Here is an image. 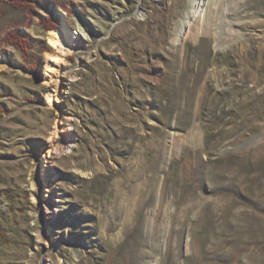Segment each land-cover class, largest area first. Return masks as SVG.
Wrapping results in <instances>:
<instances>
[{"label":"rangeland","instance_id":"rangeland-1","mask_svg":"<svg viewBox=\"0 0 264 264\" xmlns=\"http://www.w3.org/2000/svg\"><path fill=\"white\" fill-rule=\"evenodd\" d=\"M190 2L0 0V264H264V0H213L172 46Z\"/></svg>","mask_w":264,"mask_h":264},{"label":"bare ground","instance_id":"bare-ground-1","mask_svg":"<svg viewBox=\"0 0 264 264\" xmlns=\"http://www.w3.org/2000/svg\"><path fill=\"white\" fill-rule=\"evenodd\" d=\"M190 1H191L190 10L187 13H185L186 15L179 26L178 33L170 41V44L172 46H176L177 44L182 43L183 39H185L186 36H188L191 32L196 33L198 29L199 31L202 30L203 24L200 25V23L203 22L207 8L210 6L211 3H213L212 2L213 0H190ZM63 16L64 14L62 13V17ZM63 21L61 22L59 28L50 30L49 33H47L48 42L51 44L54 51V53L52 54L51 53L46 54V59H45L47 66L45 73L49 75L50 82L55 80L53 77L54 74L59 75V73H61L63 70V67L61 66V64L64 62L63 55L70 52L73 49L72 47L77 45L76 42L77 37L75 39L73 38V35H71L70 31L67 29L65 22ZM5 61L6 60L4 58L0 57V68L3 67ZM59 88H60L59 81L58 80L54 81V88L48 93V98H47V100L50 103L52 100H54L53 99L55 98L54 96L58 95ZM58 97L59 96H57V98ZM54 128L55 129L53 133L55 135L57 133V128H58L57 125H55ZM67 138L68 136L66 138H63L64 139L63 142H59V143L52 140L49 146L47 147V149L44 150L45 153H47L48 156L55 155L56 153L59 154L60 151H62V149L68 147ZM34 189H35L34 195H36L37 188ZM52 212L53 211H48L47 213H52Z\"/></svg>","mask_w":264,"mask_h":264},{"label":"trees","instance_id":"trees-1","mask_svg":"<svg viewBox=\"0 0 264 264\" xmlns=\"http://www.w3.org/2000/svg\"><path fill=\"white\" fill-rule=\"evenodd\" d=\"M34 1V0H22V2ZM27 6V5H26ZM40 23L44 30L55 28L58 25V18H40ZM5 45L13 46L18 50L22 56V59L26 61L30 66H36L38 56L45 52L47 48L41 40L32 37L19 28H13L8 30L3 39ZM9 237L8 231L0 224V245L13 242Z\"/></svg>","mask_w":264,"mask_h":264}]
</instances>
